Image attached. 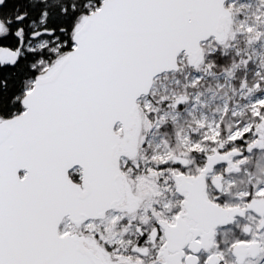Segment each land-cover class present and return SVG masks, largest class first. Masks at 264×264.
<instances>
[{"label": "snow or ice", "instance_id": "obj_1", "mask_svg": "<svg viewBox=\"0 0 264 264\" xmlns=\"http://www.w3.org/2000/svg\"><path fill=\"white\" fill-rule=\"evenodd\" d=\"M0 264H264V0H0Z\"/></svg>", "mask_w": 264, "mask_h": 264}]
</instances>
